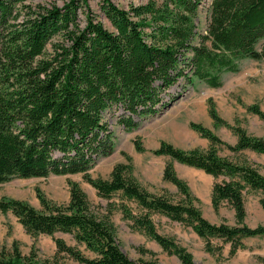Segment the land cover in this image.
Returning a JSON list of instances; mask_svg holds the SVG:
<instances>
[{
	"label": "trees",
	"instance_id": "1",
	"mask_svg": "<svg viewBox=\"0 0 264 264\" xmlns=\"http://www.w3.org/2000/svg\"><path fill=\"white\" fill-rule=\"evenodd\" d=\"M203 1L161 0L159 5L147 1L121 9L101 0L99 10L110 26L107 29L92 15L86 0H66L61 6L0 0V184L14 178L81 175L100 198L119 192L141 209L189 227L204 240L209 254L220 250L209 239L229 244L228 255L233 256L244 249L242 240L264 238V226L244 224L243 202L248 192H264V175L252 165L218 157L212 146L221 141L199 124L188 126L208 141L205 150L182 151L161 141L150 154L213 179L225 178L212 185L210 204L217 212L221 202L227 203L233 211V226L203 219L193 206L196 199L170 163L164 165L161 178L175 187L182 203L146 194L125 175L130 170L127 165L116 164L106 180L91 179L88 174L112 153L109 119L126 131L135 129L176 100L177 95L168 90L179 80L191 85L196 79L216 89L220 76L237 72L240 61H264V43L256 48L264 39V0H209L202 32L196 15ZM246 112L264 123L257 105H249ZM206 113L214 126L236 136L233 146L225 145L229 151L264 155V139L229 126L218 117L211 100L206 101ZM132 144L136 153L144 152L138 139ZM67 185L68 200L63 206L49 203L35 189L41 211L22 201L0 199V214L10 212L32 238L70 235L93 258L52 237L54 255L78 264H157L129 259L119 249L108 219L90 211L75 183ZM258 203L264 213V198ZM131 221L180 264H197L184 248L157 234L145 215ZM0 264L61 263L39 261L32 251L22 255L12 243L9 251L0 248Z\"/></svg>",
	"mask_w": 264,
	"mask_h": 264
},
{
	"label": "rangeland",
	"instance_id": "2",
	"mask_svg": "<svg viewBox=\"0 0 264 264\" xmlns=\"http://www.w3.org/2000/svg\"><path fill=\"white\" fill-rule=\"evenodd\" d=\"M65 1L37 0L40 5L45 6L51 4L61 6ZM108 1L121 9L143 5L147 1H153L157 5L161 3V0ZM208 1H203L202 9L196 15L198 30L202 32L207 20ZM100 3L101 0H86L92 15L109 29L108 22L99 10ZM263 43L264 39L257 43L256 48L259 49ZM220 83V87L212 89L196 79H193L191 85L179 80L177 85L168 90L170 95H177L176 100L129 131L117 125L114 119H109L113 137L112 153L109 157L99 160L88 171L89 177L106 180L116 164L127 165L130 170L125 175L146 194L152 197L163 196L173 204L182 203L183 197L175 187L161 178L164 165L170 163L175 176L186 185L190 195L196 199L197 202H193V206L199 210L203 219L210 224L235 225L233 211L227 203L221 202L217 212L213 211L210 204L212 185L225 178L213 179L199 170L179 165L167 157L150 154L161 141L182 151L208 148V141L189 128V123H195L209 130L221 141L222 144L212 146L218 157L235 164L252 165L260 175H264V155L248 150L235 153L229 151L225 145L233 146L236 136L223 126H214L206 113V101L211 100L218 117L229 126H237L249 136L264 139V123L246 112V107L255 104L264 113V61L242 60L238 63L237 72L220 76ZM166 100L165 96L164 101ZM135 139L139 140L144 152H135L132 144ZM68 182L75 183L85 195L91 212L97 217L108 219L114 229L119 249L133 261L152 260L157 264H180L176 257L163 252L142 231L133 227L131 220L145 215L157 234L171 239L184 248L197 264H264V238L242 240L244 249L236 251L233 256L228 255L229 244L209 239V244L220 250L215 254L206 253L204 240L198 238L189 227L172 222L159 213L147 212L138 207L133 200L123 198L119 192L111 194L108 199L100 198L83 181L81 175L14 178L0 184V199L22 201L34 210L41 211L34 193L37 189L49 203L63 206L68 200ZM262 198L264 192L260 191L248 192L244 196V224L250 228L264 226V213L258 203ZM52 237L61 239L83 256L93 258V255L86 251L83 245L76 244L70 235L55 233ZM52 237L38 235L32 238L24 232L10 212L0 214V248L9 251L12 243H15L22 255H28L32 251L39 261L55 260L61 264H78L63 255H54ZM141 249L151 255L141 253L139 251Z\"/></svg>",
	"mask_w": 264,
	"mask_h": 264
},
{
	"label": "water",
	"instance_id": "3",
	"mask_svg": "<svg viewBox=\"0 0 264 264\" xmlns=\"http://www.w3.org/2000/svg\"><path fill=\"white\" fill-rule=\"evenodd\" d=\"M161 114V113H160Z\"/></svg>",
	"mask_w": 264,
	"mask_h": 264
}]
</instances>
